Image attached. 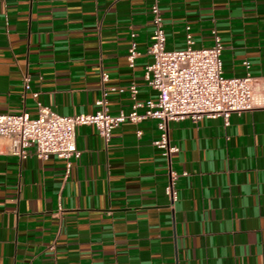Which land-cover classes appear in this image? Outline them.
<instances>
[{
    "label": "crops",
    "instance_id": "0c3cea01",
    "mask_svg": "<svg viewBox=\"0 0 264 264\" xmlns=\"http://www.w3.org/2000/svg\"><path fill=\"white\" fill-rule=\"evenodd\" d=\"M153 1L0 0V112L35 115L31 90L59 113L92 112L103 89L111 113L129 111L132 80L136 99H155L143 76ZM158 3L166 48L185 47L190 25L193 46L220 35L225 75H243L249 61L255 106L227 122L169 120L173 200L155 118L125 120L108 140L77 125L70 166L15 154L1 138L0 264H264V0Z\"/></svg>",
    "mask_w": 264,
    "mask_h": 264
},
{
    "label": "built area",
    "instance_id": "2783aa9c",
    "mask_svg": "<svg viewBox=\"0 0 264 264\" xmlns=\"http://www.w3.org/2000/svg\"><path fill=\"white\" fill-rule=\"evenodd\" d=\"M150 11L152 32L148 52L152 61L145 65L143 76L156 90V98L136 99L137 83L132 80L127 85L134 99L129 111L121 109L111 113L107 105V91L103 89L101 96L95 100L97 107L94 111L63 114L43 104L37 98L38 90H31L37 106L35 115L26 110L0 112V139H10L11 152L23 157L35 154L43 159L54 154L64 158L70 166L71 157L80 154L76 144L77 125L93 124L99 134L108 140L112 130L125 120L137 122L148 117L155 118L160 134L152 142L168 159L164 190L172 200L176 198V180L180 172L170 164V155L177 146L169 138V120L188 117L197 121L204 116H222L227 122L231 112L255 106L254 89L248 60L244 61L247 70L243 75L224 74L221 59L223 43L215 29H212L211 45L193 46L190 25H186L185 47L168 49L165 46L164 17L158 0L152 2ZM137 52L136 42L132 40L127 55L130 65H133ZM106 78L107 74L102 72V79ZM22 87L24 97L31 88L27 74L22 78ZM117 88L123 90L124 86ZM140 131L137 129L138 134Z\"/></svg>",
    "mask_w": 264,
    "mask_h": 264
}]
</instances>
